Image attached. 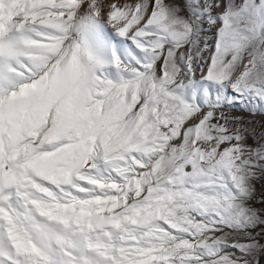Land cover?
Wrapping results in <instances>:
<instances>
[{
	"label": "snow or ice",
	"instance_id": "obj_1",
	"mask_svg": "<svg viewBox=\"0 0 264 264\" xmlns=\"http://www.w3.org/2000/svg\"><path fill=\"white\" fill-rule=\"evenodd\" d=\"M257 113L264 0H0V264H264Z\"/></svg>",
	"mask_w": 264,
	"mask_h": 264
},
{
	"label": "rangeland",
	"instance_id": "obj_2",
	"mask_svg": "<svg viewBox=\"0 0 264 264\" xmlns=\"http://www.w3.org/2000/svg\"><path fill=\"white\" fill-rule=\"evenodd\" d=\"M217 26H218V25H217ZM205 27H207V26L205 25ZM214 29H215V28L211 29V31H209V32L207 33V35H208V37H209V43H212V42H213V39H212V38H213V34H214V32H215ZM232 114H233V115H243V116H245L246 118L250 117V114H249V113L241 111L238 107L232 109ZM255 120H256V121H259L261 124H264V114H259V113H257L256 116H255ZM249 143H252V140H251V139L249 140ZM253 183H254V185H255V187H256V189H257V193H256L257 197H259L260 195H264V177H261V178H259V179L254 180ZM253 204H254V206H256V207H260V206H261V205H260L258 202H256V201H253ZM258 230H259V228H257V231H258Z\"/></svg>",
	"mask_w": 264,
	"mask_h": 264
},
{
	"label": "bare ground",
	"instance_id": "obj_3",
	"mask_svg": "<svg viewBox=\"0 0 264 264\" xmlns=\"http://www.w3.org/2000/svg\"><path fill=\"white\" fill-rule=\"evenodd\" d=\"M215 30V29H214ZM213 39V42L212 43H214V37L212 38Z\"/></svg>",
	"mask_w": 264,
	"mask_h": 264
}]
</instances>
